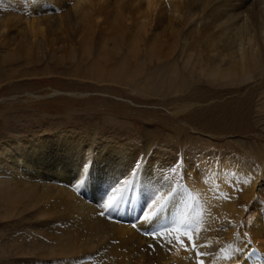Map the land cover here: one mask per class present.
Masks as SVG:
<instances>
[{
    "label": "bare ground",
    "instance_id": "6f19581e",
    "mask_svg": "<svg viewBox=\"0 0 264 264\" xmlns=\"http://www.w3.org/2000/svg\"><path fill=\"white\" fill-rule=\"evenodd\" d=\"M31 1L27 23L16 19L19 30L30 33L22 44L27 54L37 46L41 52L48 33L67 34L82 53L90 52L89 44L95 47L97 33L112 36L117 49L102 41L99 61L118 57L124 47L125 63L137 61L145 48L147 62H157L146 78L157 93H179L206 77L233 94V87L264 71V25L253 22V14L257 20L263 14L264 0H3L0 6L24 8ZM48 5L57 13L40 18ZM3 10V19L11 20ZM187 75L199 80L187 82ZM199 104L179 103L172 114H187ZM97 133L93 129L86 140L57 134L13 145L19 154H10L8 171L0 176V211L6 217L32 213L51 226L36 231L44 239L33 245L40 256L70 264H264L263 167L247 160L241 166L230 156L208 158L202 151L179 161L154 149V136L141 137L134 149L115 142L99 148ZM140 158L146 168L134 167ZM263 158L264 151L257 162ZM177 164L183 189L169 180ZM110 198L119 200L105 207ZM30 248L23 246V255Z\"/></svg>",
    "mask_w": 264,
    "mask_h": 264
},
{
    "label": "rangeland",
    "instance_id": "374dc122",
    "mask_svg": "<svg viewBox=\"0 0 264 264\" xmlns=\"http://www.w3.org/2000/svg\"><path fill=\"white\" fill-rule=\"evenodd\" d=\"M2 3L3 0H0V4ZM31 3L34 2L26 3L24 8L11 7V3L8 5L7 2L0 6V24L5 21V26L0 27L2 178L8 171L10 154H19V148L13 146L15 142L22 145L25 140L57 134L69 137L79 135L86 140L93 129L98 130L96 144L99 148L115 142L127 147L126 149H134L141 143V137L154 136V149L170 152L173 157H180L179 161H186L190 155L195 156L202 151L208 158L230 156L241 166L247 160L252 166H259L260 170L264 168V158L257 162L260 152L264 151V110L260 109L264 101V71L256 72L250 81L233 87V91H238L233 94L230 90L223 91L210 84L206 77L196 81L197 76L193 80L188 75L187 82L196 81L188 89L179 93L165 90L157 93L146 81L147 76L151 78L150 71L157 66V62H147L149 59L146 58L148 52L145 48L141 60L127 58L125 63L127 51L124 47L118 57L114 53L108 62L99 61V44L102 41L106 43L112 36L104 39L97 33L95 47L94 44H89L90 52L82 53L83 50L76 43L70 42L73 40L69 41L67 34L63 36L61 33H48V40L53 39L56 44L49 43L53 42L49 40L47 45L40 46L44 48L41 52H38L39 46H34L36 48L31 50L32 53L29 50L30 54H27L22 44L25 39L29 40L30 33L21 31L23 27L19 26L21 23L16 22V19L22 18L20 20L23 21L32 15L29 8ZM256 6L254 10H259L260 7ZM4 8L8 10L11 20L3 19V15H6L2 12ZM56 13L55 8L48 5V9L38 15L42 18V15ZM51 21L55 22L56 19L48 20L41 27L48 28L53 24ZM253 22L262 27L264 12L258 20L253 14ZM256 27L260 26L256 24ZM64 37L68 42L62 44L65 48L61 49L59 42ZM113 43L109 41V47L116 50L117 46ZM11 53L17 56L9 57ZM111 58L113 61H110ZM192 99L200 102L199 106L178 117L172 114L175 113L177 104ZM18 159L19 163H23L21 158ZM144 163L143 158H140L134 167L138 168L140 165L146 168ZM177 167L180 164L175 166L176 172L173 169L172 173V170L168 172L169 180L174 178L176 187L183 189L185 183L182 182V173ZM0 212V264H70L61 258L42 257L34 248L33 245L44 242L43 238L40 240L35 235L36 231L50 230V225H44L45 222L33 218L32 213H15L12 217H6L3 210ZM27 245L32 247V252L30 255H23L22 247Z\"/></svg>",
    "mask_w": 264,
    "mask_h": 264
},
{
    "label": "snow or ice",
    "instance_id": "6c2138e0",
    "mask_svg": "<svg viewBox=\"0 0 264 264\" xmlns=\"http://www.w3.org/2000/svg\"><path fill=\"white\" fill-rule=\"evenodd\" d=\"M119 199H113V198H110L109 200V204L108 205H105V207H110V206H114L117 202H118ZM201 264H203V262L201 261Z\"/></svg>",
    "mask_w": 264,
    "mask_h": 264
}]
</instances>
